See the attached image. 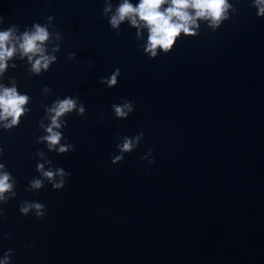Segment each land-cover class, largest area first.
<instances>
[{"label":"water","instance_id":"1","mask_svg":"<svg viewBox=\"0 0 264 264\" xmlns=\"http://www.w3.org/2000/svg\"><path fill=\"white\" fill-rule=\"evenodd\" d=\"M121 2L0 0V31L46 27L56 57L33 72L17 43L0 73L28 97L16 125L0 120V174L13 185L0 264H264V17L254 0H228L219 27L197 20L196 35L153 57L146 27L111 26ZM116 69L114 86L102 82ZM65 98L76 107L50 146L48 110ZM125 101L133 110L117 117ZM37 203L42 216L21 212Z\"/></svg>","mask_w":264,"mask_h":264},{"label":"clouds","instance_id":"2","mask_svg":"<svg viewBox=\"0 0 264 264\" xmlns=\"http://www.w3.org/2000/svg\"><path fill=\"white\" fill-rule=\"evenodd\" d=\"M168 4V7L161 11L162 5ZM255 8L258 9L257 15L264 17V0H254ZM232 8L228 0H140L138 5H133L129 0H122L119 6L115 9V13L110 18V24L113 28H118L125 20L130 21L133 27L143 25L148 29V43L145 48L146 53L155 57L159 48L164 52L169 51L176 39L183 33L185 36L196 35L193 28L198 27L197 20L203 19L211 22L212 27H219L222 20L228 19L227 11ZM189 9L194 11V15L190 14ZM111 7L104 9L105 13L111 12ZM49 19H52L49 17ZM34 30L25 31L22 36L15 37V28H9L6 31H0V73H3L7 67V60L11 59L17 52L16 44L18 43L19 50L23 56H26L32 63V71L39 73L41 69L47 70L49 65L56 60L55 56L46 55L44 44L49 40V32L46 27L39 24L33 25ZM58 50V48L56 49ZM74 56L70 54L69 59ZM38 57L37 59H34ZM34 60V62H33ZM14 67V65H13ZM120 75V70L116 69L113 75L106 81L110 87L117 83V77ZM0 120L7 121L11 118L10 123H6V128H11L18 123L19 118L24 112L23 106L27 103L28 97L20 95L15 87L3 88L0 86ZM76 107V101L71 98L57 101L48 111L51 114V125L47 128L48 136L43 139L50 146L59 144L61 134L54 129H58L60 124L58 120L61 116L71 112ZM117 117H127L128 113L133 110V105L125 101L122 105H113ZM82 114L84 109L81 106L79 109ZM133 147L130 140H125L120 146V151L129 152ZM61 153L67 152L68 148L61 146ZM122 156H117L114 162L121 160ZM4 166L0 164V169ZM38 169L43 170L42 165H38ZM63 177L65 175L62 169L56 173L52 171L43 172V175L48 179H52L54 175ZM10 174L4 172L0 174V199H3V193L9 192L13 185L9 183ZM63 179L60 183L54 184L55 188L63 187ZM41 181L35 180L32 182L33 188H40ZM31 208L37 210V215L42 216L40 211L43 205L37 203L27 205L21 208V212L27 214Z\"/></svg>","mask_w":264,"mask_h":264}]
</instances>
